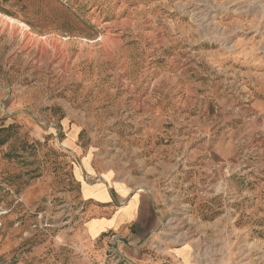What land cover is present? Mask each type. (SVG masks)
<instances>
[{
  "label": "rangeland",
  "instance_id": "374dc122",
  "mask_svg": "<svg viewBox=\"0 0 264 264\" xmlns=\"http://www.w3.org/2000/svg\"><path fill=\"white\" fill-rule=\"evenodd\" d=\"M76 168L150 188L164 247L264 264V0H0V264L112 262Z\"/></svg>",
  "mask_w": 264,
  "mask_h": 264
},
{
  "label": "crops",
  "instance_id": "0c3cea01",
  "mask_svg": "<svg viewBox=\"0 0 264 264\" xmlns=\"http://www.w3.org/2000/svg\"><path fill=\"white\" fill-rule=\"evenodd\" d=\"M88 162L85 157L86 172L92 173ZM75 176L81 184V196L88 202L79 239L86 241L97 259H104L114 244L111 236L117 234L120 240L113 247L131 264H205L192 246H163L161 213L150 188L117 180L110 171L99 173L100 179L92 183L79 168Z\"/></svg>",
  "mask_w": 264,
  "mask_h": 264
},
{
  "label": "built area",
  "instance_id": "2783aa9c",
  "mask_svg": "<svg viewBox=\"0 0 264 264\" xmlns=\"http://www.w3.org/2000/svg\"><path fill=\"white\" fill-rule=\"evenodd\" d=\"M0 227H1V224H0ZM111 240L112 242H114V244H116V242H119L120 238L117 234H113L111 236ZM113 245H112V248L110 249V257L112 259V262H110V264H131L127 260V258H123V256L117 257V255L114 254L116 249L113 247Z\"/></svg>",
  "mask_w": 264,
  "mask_h": 264
}]
</instances>
